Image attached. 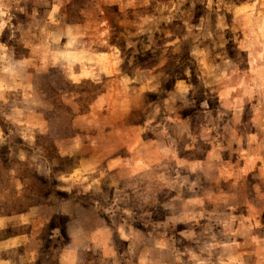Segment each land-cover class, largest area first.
I'll use <instances>...</instances> for the list:
<instances>
[{
  "label": "rangeland",
  "instance_id": "obj_1",
  "mask_svg": "<svg viewBox=\"0 0 264 264\" xmlns=\"http://www.w3.org/2000/svg\"><path fill=\"white\" fill-rule=\"evenodd\" d=\"M263 133L264 0H0V264H264Z\"/></svg>",
  "mask_w": 264,
  "mask_h": 264
},
{
  "label": "crops",
  "instance_id": "obj_2",
  "mask_svg": "<svg viewBox=\"0 0 264 264\" xmlns=\"http://www.w3.org/2000/svg\"><path fill=\"white\" fill-rule=\"evenodd\" d=\"M263 144H264V133H263ZM263 150H264V146H263ZM258 167H264V159L262 160V164H260V165H258ZM261 172L259 171V173L257 172V174H256V176H258L259 178L260 177H264V175H261L260 174ZM263 182H264V180H262ZM263 193H264V191H263ZM263 202H264V200H263ZM263 206H264V204H263ZM254 219H252L253 220V223H255L256 221H258V219L257 218H255V217H253ZM255 221V222H254ZM258 225H260L259 224V221H258ZM260 238H262V237H260ZM260 238H259V240H256V238H254V242L256 243V245H254L253 247L251 246L250 248H251V251H256V250H259V247H261L260 246ZM240 242V244L239 245H243L242 247H244L245 245H244V243H245V240H243V241H239ZM238 246V244H236V247ZM246 247V246H245ZM243 254H237L236 256L237 257H240V256H242ZM258 261V260H257ZM261 262H256L255 264H260Z\"/></svg>",
  "mask_w": 264,
  "mask_h": 264
}]
</instances>
